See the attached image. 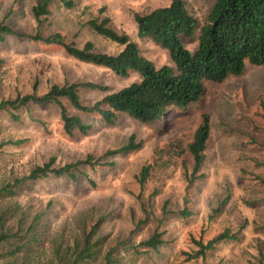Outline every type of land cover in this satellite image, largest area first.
Segmentation results:
<instances>
[{"label": "rangeland", "instance_id": "obj_1", "mask_svg": "<svg viewBox=\"0 0 264 264\" xmlns=\"http://www.w3.org/2000/svg\"><path fill=\"white\" fill-rule=\"evenodd\" d=\"M34 1L0 0V22L26 34L35 30L44 36L59 33L76 47L90 41L96 52L115 54L121 49L120 45L96 35L85 25L87 19L106 15L111 27L127 34L154 66H172L166 49L148 38L137 37L132 20L133 12H145L166 5L169 0H71L70 8L53 0L49 13L40 17L38 25L30 12ZM184 2L198 25L202 24L210 0ZM103 6V12L99 13ZM197 34L196 29L191 38H182L187 49L195 48ZM34 80L38 95L46 92L50 84L92 82L104 86V90L77 87L80 102L90 105L104 94L138 81L139 76L129 72L119 77L105 67L67 55L60 46L5 35L0 40V98L30 93ZM58 100L67 115L79 116L91 125L90 129L85 134L74 129L67 135L54 103L28 104L15 113L20 116L18 121L11 120L8 112L0 111V184L27 175L31 168L49 158H53L54 166H60L87 154L99 156L106 149L123 145L130 134L135 141L140 140L141 145L114 157H104L102 165L81 167L75 178L49 175L35 181L24 180L17 185L14 196L0 197L3 228H13L18 216L23 217L24 227L31 223L29 234L36 240L33 243L36 256L44 259L53 246L71 243L79 235L80 220L90 216L102 218L99 234L116 237L120 242L114 253L115 264H200L182 260L180 252L193 248L189 237L207 239L224 226L236 227L241 214L248 221L242 238L216 244L204 264H252L253 239H264V229L255 230L253 224L264 220V206L252 199L247 181L239 170L240 167L254 168L264 173V155L245 145V140L256 138L253 122L258 124L264 116V65L246 62L239 75H230L220 83L206 82L200 100L183 109H171L152 123H142L121 114L112 124H106L97 113L77 110L64 97ZM202 112L208 114L210 126L204 176L187 187V207L192 214L182 218L177 211L182 207L185 194L182 173L190 169L187 153L177 158L175 166L160 182H147L140 188L133 174L154 150L173 143L182 147ZM8 140L21 142L11 144ZM250 156H257L262 166L255 168ZM110 160L111 165L104 163ZM154 187L158 193L148 200ZM226 195L228 202L223 211L208 218L212 207ZM140 200L148 201V219L130 234L133 220L143 215ZM164 200L167 201L166 214L161 212ZM156 227L163 231L164 243L155 252L133 254L131 246Z\"/></svg>", "mask_w": 264, "mask_h": 264}, {"label": "trees", "instance_id": "obj_2", "mask_svg": "<svg viewBox=\"0 0 264 264\" xmlns=\"http://www.w3.org/2000/svg\"><path fill=\"white\" fill-rule=\"evenodd\" d=\"M53 0H35L30 12L38 25L40 17L49 13V6ZM65 8H70L71 0H57ZM104 6L98 12L102 13ZM132 20L136 35L139 38H148L153 43L167 50L172 63L170 65L154 64L140 53L137 44L131 41L127 34L115 31L110 25V18L106 15L101 18H90L85 25L96 35L106 38L121 46L115 54L96 52L90 41H85L81 47L66 42L59 33L42 35L35 30L33 33L15 31L3 22H0V40L5 35H15L26 38L31 42L60 46L65 53L79 61L109 69L119 77H125L129 72L139 76L133 81L115 91L104 94L99 100L90 105H83L77 94V87L83 86L94 90H104L105 87L92 82L50 84L47 91L36 94V80L31 84V92L16 94L13 98H0V111H6L13 121L20 116L15 114L28 104L43 106L54 103L59 109V118L62 129L71 135L76 129L85 134L91 125L84 123L79 116L67 115L65 108L58 100L64 97L69 104L80 111L97 113L106 124H112L121 114L142 123L159 121L171 109H183L190 103L201 99L205 92V83H220L230 75H239L247 62L251 65H264V0H210L205 20L198 25L197 19L188 10L184 0H169L166 5L153 7L145 12H133ZM198 30L196 46L187 49L182 38H191ZM253 131L256 138L245 140L247 147L264 155V116L258 124L254 123ZM209 116L202 112L191 131L190 137L182 144L175 143L167 147L154 150L150 157L140 165L133 179L142 188L147 182L158 181L164 178L170 169L175 166L176 160L185 153L190 158V169L182 173L185 181V194L182 198V207L177 213L182 218L192 214L188 209L187 187L195 180L204 176L206 164V149L209 139ZM21 140H8L7 143L18 144ZM141 141H135L130 134L127 141L116 148L106 149L101 155H85L83 158L54 166L53 158H49L41 165H35L27 175L15 178L11 182L0 184V197H12L17 185L24 181H35L49 175L54 177L67 176L75 178L84 166L102 165L104 157H114L118 153L138 149ZM255 168L261 167L257 156H250ZM111 165L113 162H104ZM243 179L247 181V189L252 199L264 206V173L253 169L246 170L240 167ZM158 193L154 187L150 197ZM228 195L220 199L212 207L208 218L219 215L227 205ZM148 201H139L142 217L133 220L132 234L139 226L147 222ZM167 201L161 206L162 214L167 213ZM4 214V213H2ZM2 214H0V263L1 264H115V251L120 242L117 238H110L107 234H99L102 218L92 219L84 217L79 222V235L71 243L53 246L44 259L35 255V237L29 234L31 223L23 226V217L18 216L13 228H3ZM255 230L264 229V220L253 224ZM248 226L245 216L240 214L236 227L224 226L217 233L207 239L190 236L193 248L182 250V260L204 264L209 251L216 244L224 241H239L243 231ZM164 243L163 231L157 227L146 238L131 246L135 255H146L157 251ZM252 264H264V239H253Z\"/></svg>", "mask_w": 264, "mask_h": 264}]
</instances>
